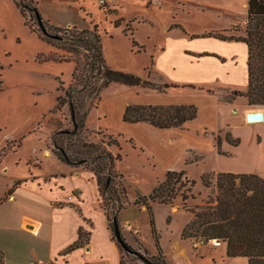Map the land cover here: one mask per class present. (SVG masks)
Returning <instances> with one entry per match:
<instances>
[{"label": "crops", "instance_id": "crops-1", "mask_svg": "<svg viewBox=\"0 0 264 264\" xmlns=\"http://www.w3.org/2000/svg\"><path fill=\"white\" fill-rule=\"evenodd\" d=\"M241 1L248 17L249 0ZM38 8L42 17L52 25L60 28L76 27L68 18L70 14H78L75 12L76 6L52 0L48 4L39 2ZM61 15L63 17L60 18ZM171 31L170 27L160 30L156 46L150 52L149 69L140 78L158 86L175 87L158 91L111 84L102 92L99 106L91 109L86 122L89 131H105L113 136L115 133L112 128L120 127L116 136H128V142L134 141L136 148L138 146L144 153L150 154L151 168L154 172L158 168L163 174V177H159L160 174L156 172L158 178L153 190L170 171H187L189 175L186 165H182L180 143L190 131L198 136L209 135L213 140L216 158L230 159L244 147V143L240 140L239 146L234 147L224 138L221 145L223 154H217L216 137L225 128L230 129L227 117L239 114L241 110L242 126L256 131L255 147L262 143L259 134L261 125L249 123L245 118L244 112L249 109L234 102L224 103L213 91L217 85L235 90L238 87L236 78L242 77L245 70L239 66L236 58L241 41L209 36V33L224 35L212 30L195 34L182 31L174 34ZM244 33L246 36V31ZM162 34L163 40L160 37ZM244 45L248 75L249 50L245 42ZM56 53L62 54L26 26L13 0H0V152L9 143L17 142V147L6 155L18 153L23 140L34 135L33 130L56 108L61 88L67 89L71 85L76 67L74 62L39 59L40 55ZM208 90L212 93H208ZM132 105H194L198 108V116L181 128L171 129H159L145 122L125 123V111ZM28 113L35 114L34 125L29 128L31 131L22 130ZM93 116L95 128L89 126ZM114 117L117 125L111 126V118ZM37 152L28 161H18L17 165L22 163L20 170L9 173L6 167L2 168L7 184L0 198V230L16 228L28 234L27 244L18 239L10 242L11 254L4 256L5 264H121V250L101 206L97 179L93 173L66 165L46 146L43 153L46 160ZM35 157L40 163L30 164ZM52 158L58 166L55 171L47 169V162L52 161ZM250 162L253 161L249 159L248 168L244 170L228 168L212 173L256 174L264 178V170L259 171L255 162ZM117 171L125 179L118 167ZM74 194L72 200L68 201L67 198ZM81 229L88 234V243L65 253L78 241ZM3 245L0 251L4 255L7 248ZM161 246L166 259L173 264H192V243L176 237L167 247L163 243ZM27 256L31 258L28 263L25 261ZM209 256L212 264H248L245 258H228L226 250L210 251Z\"/></svg>", "mask_w": 264, "mask_h": 264}, {"label": "rangeland", "instance_id": "rangeland-1", "mask_svg": "<svg viewBox=\"0 0 264 264\" xmlns=\"http://www.w3.org/2000/svg\"><path fill=\"white\" fill-rule=\"evenodd\" d=\"M38 2L50 3L52 0H37ZM58 3H65L69 6H76L78 14H70L71 22L79 29L92 30L95 25L99 26L103 41V50L108 65L114 69L123 72H129L136 76L143 77L147 69H149L148 60L151 58V51L158 41L157 35L162 27H170L179 34L180 31L189 34L207 32H222V34L209 33V36L224 37L230 40L245 38L247 19V10L242 8L241 0H117L114 8H103L99 4V0H56ZM156 1V2H155ZM76 10V9H75ZM85 16V17H83ZM63 17L62 15L60 18ZM29 19V17H28ZM119 21V26L115 24ZM66 22V21H63ZM35 26L34 22H30ZM70 29V28H66ZM227 30L228 32H225ZM225 32V33H224ZM205 35H208L206 33ZM159 36V35H158ZM164 39V34L161 36ZM132 38L136 42L133 46ZM240 41V40H239ZM239 53L237 55V63L244 68V75L237 77L238 87L235 89L217 85L214 93L220 96L224 103H236L249 110H264L263 107H248L247 99L237 97L233 99V92H245L248 89V75L246 69L247 53L245 52L244 42L241 41ZM144 50V51H141ZM1 87V85H0ZM84 95L82 98L83 109L89 106L91 99ZM96 101V98H92ZM229 103V104H230ZM233 103V104H234ZM242 111L239 114H230L227 117L230 129L227 127L221 131L219 138L221 144L224 143L227 133H232L240 138L244 143V147L230 159L216 158L214 152L213 140L208 136H198V134L190 131L188 136H184L181 144L182 165H186V176L178 183L179 195L172 205H153L152 214L155 220V226L158 234V241L167 247L170 242L177 237H181L189 244L193 245L192 264H212L210 261V251L225 250L226 244L223 243L219 247H215L212 242L203 244L196 238H183L182 232L184 228L193 221L194 214L201 212L209 206V202L213 201L216 196L215 170L238 169L244 170L248 168V160L255 162V166L259 171L264 170V124L261 125L259 134L261 136V144L255 147L256 131L242 126ZM35 114L28 113L25 116L26 122L22 126V130L27 131L34 125ZM111 126L117 125V119L111 118ZM89 126L95 128V116L91 118ZM120 127L112 128L117 137L116 132ZM64 129H73L68 107L48 114L39 125L33 130L34 135L27 136L23 140V145L16 154H8L3 159L0 157V198L4 194L7 179L3 176L2 168L6 167L9 173L19 169L22 166L17 165L18 161H28L32 154L38 151V155L44 159L43 153L45 149L44 139L52 133ZM29 129L28 131H31ZM111 135L105 131H89L88 135H82L89 143L107 144ZM128 136H121L122 160L118 163V168L125 176L129 186V197L125 201L124 209L118 213V223L124 241L133 249L135 254H130L121 247V264H173L167 260L164 251L161 248L159 252L156 247L155 239L151 232L150 216L146 206L135 205V201L140 195L148 196L157 184V173H161L158 168L153 171L150 165V154L143 152L141 148H133L128 142ZM85 141V140H84ZM135 145L136 143L132 141ZM17 142L9 143L7 152L14 150ZM1 148V147H0ZM113 153H117L116 147L110 148ZM188 150H192L187 152ZM6 152V154H7ZM197 152V153H196ZM45 158L44 160H46ZM38 158L31 160L30 164L38 165ZM250 162V163H253ZM58 166L55 162L48 160L47 169L55 171ZM88 170V169H86ZM207 173V174H206ZM163 175V174H162ZM161 174L159 177H163ZM214 176L208 178L211 186L207 187L201 180L202 176ZM124 179V180H125ZM189 182H186V181ZM190 181H195V185H191ZM119 180H117V185ZM140 194L135 196V194ZM186 197V200L184 198ZM107 212L112 209L107 208ZM112 219V217H111ZM112 222V221H111ZM25 232L16 228L10 230H0V248H7L4 256H10V242L18 239L28 242ZM8 240L7 244L5 243ZM27 244V243H26ZM9 258V257H8ZM31 260L29 256L25 259L28 263ZM186 260V259H185ZM186 262V261H185ZM183 262V263H185ZM186 264V263H185ZM188 264V263H187Z\"/></svg>", "mask_w": 264, "mask_h": 264}, {"label": "trees", "instance_id": "trees-1", "mask_svg": "<svg viewBox=\"0 0 264 264\" xmlns=\"http://www.w3.org/2000/svg\"><path fill=\"white\" fill-rule=\"evenodd\" d=\"M26 26L37 36L54 46L62 54L48 56L40 55V60H55L74 62L76 67L71 85L61 88L56 108L50 113L68 107L73 129L55 131L44 139L49 149L61 162L74 168L88 169L97 179L98 190L102 200V208L107 214L110 228L115 235L114 217L118 218L129 197V186L117 171L118 163L122 160L121 136L109 137L105 144L89 143L82 135H88L86 122L89 112L97 108L101 101L102 92L111 84H120L129 87H142L162 91L175 86H158L143 80L129 72L112 69L105 58L103 41L99 26L92 30L60 28L45 20L38 8L37 0H13ZM106 9V8H105ZM29 17V19H28ZM38 17L42 21V29ZM34 22L33 26L30 22ZM119 21L116 26H119ZM222 40H230L219 37ZM248 45V75L249 85L246 92H233V99L243 97L247 99L248 107L264 108V0H249V10L246 23V37L236 39ZM133 46L136 42L132 38ZM207 55V54H206ZM204 90V88H200ZM212 93L211 90L207 91ZM87 95L91 99L88 107L83 109L82 98ZM93 97L96 101H93ZM230 103V102H229ZM198 116V108L191 106H136L127 107L123 121L125 123L145 122L159 129L181 128L187 122ZM47 117V116H46ZM45 117V118H46ZM44 118V119H45ZM85 140V141H84ZM226 140L234 147L239 146V139L227 133ZM19 143V146L21 145ZM136 148L132 141L129 142ZM221 140L216 137L217 154L221 151ZM118 152L113 153L111 147ZM7 148L0 152V157L6 155ZM186 172H168L163 182L148 196H139L135 205L142 204L147 207L150 216V227L155 239L157 250L161 247L155 220L152 214L153 205H172L179 195L177 185L185 178ZM216 196L209 206L201 212L194 214V219L182 232L183 238H196L203 244L213 240L226 244L228 258H245L248 264H264V178L256 174L218 173L215 175ZM202 176L201 180L207 187L211 186L208 178ZM117 180H119L117 185ZM186 182H189L188 180ZM195 185V181H190ZM185 200L186 197L184 196ZM107 208L112 212H107ZM112 217V219H111ZM112 221V222H111ZM88 234L82 229L78 241L70 246L65 253H69L88 243ZM117 241V240H116ZM121 250V246L117 241ZM0 264H5L3 253L0 251Z\"/></svg>", "mask_w": 264, "mask_h": 264}, {"label": "water", "instance_id": "water-1", "mask_svg": "<svg viewBox=\"0 0 264 264\" xmlns=\"http://www.w3.org/2000/svg\"><path fill=\"white\" fill-rule=\"evenodd\" d=\"M38 21L42 27V29L44 30L43 26H42V21L41 19L38 17ZM247 121L249 123H263L264 121V112L263 110H253L252 112L247 114ZM114 225H115V235H116V240L118 241V243L120 244V246L127 251L130 254H135V252L133 251V249H131V247L129 245H127V243L124 241L122 234H121V230L119 227V223H118V218L114 217L113 219ZM31 228V227H28Z\"/></svg>", "mask_w": 264, "mask_h": 264}, {"label": "built area", "instance_id": "built-area-1", "mask_svg": "<svg viewBox=\"0 0 264 264\" xmlns=\"http://www.w3.org/2000/svg\"><path fill=\"white\" fill-rule=\"evenodd\" d=\"M156 2V1H155ZM99 4L101 7L103 8H114L118 3H117V0H99ZM76 194L74 195H71L70 197H68V201H71L73 196H75ZM212 244L215 246V247H219L221 245L220 242H218L217 240H213L211 241Z\"/></svg>", "mask_w": 264, "mask_h": 264}, {"label": "bare ground", "instance_id": "bare-ground-1", "mask_svg": "<svg viewBox=\"0 0 264 264\" xmlns=\"http://www.w3.org/2000/svg\"><path fill=\"white\" fill-rule=\"evenodd\" d=\"M253 110H246L245 112H244V115H245V118L247 117V114L248 113H250V112H252ZM263 123H264V121H263ZM221 246V245H220Z\"/></svg>", "mask_w": 264, "mask_h": 264}]
</instances>
